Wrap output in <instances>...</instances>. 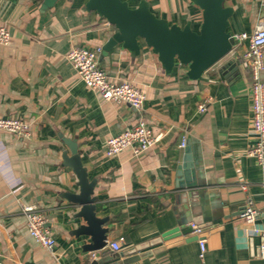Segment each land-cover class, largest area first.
Returning a JSON list of instances; mask_svg holds the SVG:
<instances>
[{
	"label": "crops",
	"instance_id": "crops-1",
	"mask_svg": "<svg viewBox=\"0 0 264 264\" xmlns=\"http://www.w3.org/2000/svg\"><path fill=\"white\" fill-rule=\"evenodd\" d=\"M126 1L134 7L139 0ZM149 2L157 17L180 27L190 21L198 31L201 10L191 0ZM40 4L0 0V25L11 34L0 45V117L22 118L30 126L25 137L0 130L1 264H264L262 236L253 232L264 229V181L247 154L255 142L251 74L240 56L247 41L237 42L226 57L234 70L221 73L218 63L196 80L178 63L166 74L142 40L135 58L120 44L106 56L99 53L109 80H128L143 91V104L135 109L102 99L66 58L74 45L102 47L113 25L86 10L85 0H57L45 10ZM226 5L232 7V35L250 33L264 14L259 0ZM139 119L161 134L159 140L140 153L128 147L107 156L106 139ZM63 138L76 141L89 179L96 178V216L108 218L107 242L120 240L117 251L108 245L86 250L89 236L74 233L84 221L74 216L79 207L62 196L78 191L75 174L62 163V150H68ZM186 147L189 160L197 162L192 185L178 168ZM247 198L256 209L251 220L241 215ZM24 204L41 210L56 242L53 251L29 235ZM191 222L201 227L198 235ZM178 225L182 235L122 253ZM197 236L205 244L202 256Z\"/></svg>",
	"mask_w": 264,
	"mask_h": 264
},
{
	"label": "water",
	"instance_id": "water-1",
	"mask_svg": "<svg viewBox=\"0 0 264 264\" xmlns=\"http://www.w3.org/2000/svg\"><path fill=\"white\" fill-rule=\"evenodd\" d=\"M56 1L41 0L40 10L53 7ZM191 2L201 10L198 31L191 27L190 21L180 27L175 23H169L166 18L157 17L150 10L149 0H139L134 7L126 0H85V9L97 12L114 27L113 33L101 47L102 56H106L113 47L120 44L129 51L132 58H135L140 53L139 40H142L157 55L166 74L172 72L176 63L186 66V75L193 80L204 79L203 73L218 63L221 73L226 74L234 70L236 64L226 58L238 42L227 30L232 7L226 5V0H191ZM62 140L68 148L62 150V163L75 174L78 186L77 192H64L62 196L79 207L74 216L81 217L84 221L74 233L89 236L90 242L83 245L84 249L90 251L104 249L108 233V228L104 224L108 218L96 216L97 196L94 194L96 178L89 179L76 141L69 138ZM189 155L190 148L186 147L178 168L188 180L187 185H192L196 181L197 162H191ZM189 179H192V182ZM182 234L183 230L178 225L149 242L126 248L122 253H132L149 244ZM197 238L200 239L201 236Z\"/></svg>",
	"mask_w": 264,
	"mask_h": 264
},
{
	"label": "built area",
	"instance_id": "built-area-1",
	"mask_svg": "<svg viewBox=\"0 0 264 264\" xmlns=\"http://www.w3.org/2000/svg\"><path fill=\"white\" fill-rule=\"evenodd\" d=\"M260 6L264 9V0H259ZM239 42L247 41L241 52V60L246 65L251 74L250 99H251V128L255 136V142L247 150V154L256 159L262 172L264 181V82L261 79V71L264 68V14L250 32H240L233 34ZM11 38L8 27L0 25V45L7 44ZM101 47L72 46L66 53V58L75 69L81 81L96 90L102 99L115 102H126L135 109L141 108L145 95L143 91L135 86L131 81H111L105 71L99 66L97 56ZM207 101L198 105L200 112L205 111ZM0 130L8 131L17 136H29V123L16 117H0ZM161 134H156L143 119H139L130 127L124 128L121 132L109 136L105 142V154L113 156L125 148H132L134 153H140L154 145ZM185 139L181 146L185 145ZM244 187V186H243ZM21 211L26 220L29 235L40 245L53 251L56 245L51 232L45 226V219L39 207L35 204H24ZM256 213L251 198H247L241 215L251 220ZM193 233L199 234L201 227L190 223ZM254 233H260L262 242L259 246V256L264 258V229L254 228ZM117 251L120 247V240L107 242L106 246ZM200 256L205 251L203 240H199ZM1 264V262H0Z\"/></svg>",
	"mask_w": 264,
	"mask_h": 264
}]
</instances>
